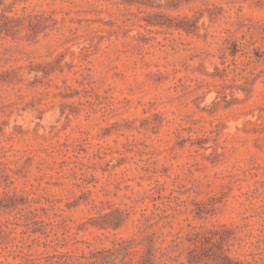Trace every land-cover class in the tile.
<instances>
[{
	"label": "rangeland",
	"instance_id": "1",
	"mask_svg": "<svg viewBox=\"0 0 264 264\" xmlns=\"http://www.w3.org/2000/svg\"><path fill=\"white\" fill-rule=\"evenodd\" d=\"M0 264H264V0H0Z\"/></svg>",
	"mask_w": 264,
	"mask_h": 264
}]
</instances>
